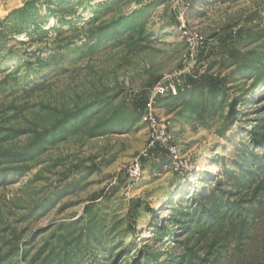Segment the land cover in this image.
I'll list each match as a JSON object with an SVG mask.
<instances>
[{
    "label": "rangeland",
    "instance_id": "rangeland-1",
    "mask_svg": "<svg viewBox=\"0 0 264 264\" xmlns=\"http://www.w3.org/2000/svg\"><path fill=\"white\" fill-rule=\"evenodd\" d=\"M0 264H264V0H0Z\"/></svg>",
    "mask_w": 264,
    "mask_h": 264
},
{
    "label": "built area",
    "instance_id": "built-area-1",
    "mask_svg": "<svg viewBox=\"0 0 264 264\" xmlns=\"http://www.w3.org/2000/svg\"><path fill=\"white\" fill-rule=\"evenodd\" d=\"M185 41L191 48L197 47L203 43V36L199 34H188L184 32ZM180 91V85L174 80L157 82L149 90L146 96L145 104L140 111L143 121L147 124L150 131L147 148L132 162L128 168V173L132 176H138L141 172V159L149 156L150 150L160 148L164 150L174 164L180 162L179 150L173 141L169 131V120L162 119L157 111L156 101L161 97H173Z\"/></svg>",
    "mask_w": 264,
    "mask_h": 264
},
{
    "label": "trees",
    "instance_id": "trees-1",
    "mask_svg": "<svg viewBox=\"0 0 264 264\" xmlns=\"http://www.w3.org/2000/svg\"><path fill=\"white\" fill-rule=\"evenodd\" d=\"M146 97V96H145ZM145 99L146 98H144L143 99V102L141 103V104H139V107H138V109H139V112L141 111V109L143 108V106H144V104H145ZM159 148H153L152 150H150V153H152L153 151H156V150H158Z\"/></svg>",
    "mask_w": 264,
    "mask_h": 264
},
{
    "label": "crops",
    "instance_id": "crops-1",
    "mask_svg": "<svg viewBox=\"0 0 264 264\" xmlns=\"http://www.w3.org/2000/svg\"><path fill=\"white\" fill-rule=\"evenodd\" d=\"M16 2H19V0L18 1L16 0Z\"/></svg>",
    "mask_w": 264,
    "mask_h": 264
}]
</instances>
